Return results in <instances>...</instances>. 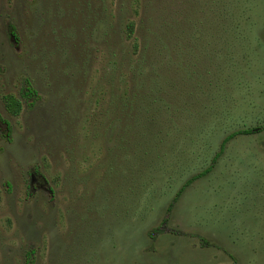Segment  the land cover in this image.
Segmentation results:
<instances>
[{
	"label": "rangeland",
	"instance_id": "obj_1",
	"mask_svg": "<svg viewBox=\"0 0 264 264\" xmlns=\"http://www.w3.org/2000/svg\"><path fill=\"white\" fill-rule=\"evenodd\" d=\"M263 28L264 0H0V264H264V129L221 148L264 125Z\"/></svg>",
	"mask_w": 264,
	"mask_h": 264
},
{
	"label": "trees",
	"instance_id": "obj_2",
	"mask_svg": "<svg viewBox=\"0 0 264 264\" xmlns=\"http://www.w3.org/2000/svg\"><path fill=\"white\" fill-rule=\"evenodd\" d=\"M133 35H134V24L132 22H130L126 26V37H127V39H132L133 38ZM263 35H264V28H263ZM133 48H134V51H136L137 44L133 43ZM26 83H27V81H26ZM26 89H27L28 95L29 94L31 95V94H34L35 93L34 90L31 88V86L29 84H27V88ZM3 103H4V107H5L6 111L9 114H11L13 116H17L20 113V111H21V102L17 98H15L13 95H11V94L4 95L3 96ZM263 129H264V125L233 132V133H231V134H229L228 136L225 137V139L223 140V142L221 144V148L224 146V144L227 141H229L234 136H237V135H240V134L250 135V134H253V133L260 132ZM214 160H215V158L213 159V161ZM209 169L210 168H207L206 170H204L203 172H201L199 175L190 178L184 184L183 187L189 185L194 179H197L198 177H201L202 175H204L205 173H207L209 171ZM181 190L178 193H180Z\"/></svg>",
	"mask_w": 264,
	"mask_h": 264
}]
</instances>
